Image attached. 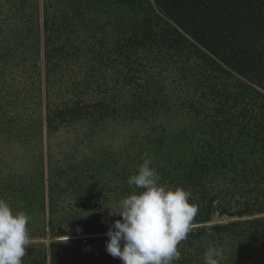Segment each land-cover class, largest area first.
Returning a JSON list of instances; mask_svg holds the SVG:
<instances>
[{"label": "trees", "instance_id": "obj_1", "mask_svg": "<svg viewBox=\"0 0 264 264\" xmlns=\"http://www.w3.org/2000/svg\"><path fill=\"white\" fill-rule=\"evenodd\" d=\"M38 139L0 192L47 240L22 264H122L146 157L199 206L173 264H264V0H0V146Z\"/></svg>", "mask_w": 264, "mask_h": 264}, {"label": "clouds", "instance_id": "obj_2", "mask_svg": "<svg viewBox=\"0 0 264 264\" xmlns=\"http://www.w3.org/2000/svg\"><path fill=\"white\" fill-rule=\"evenodd\" d=\"M151 164L146 157L128 178L130 187L142 191L120 201L119 211L112 215L122 220H115L106 232L105 250L122 264H173L179 260L178 245L187 238L199 211L197 204L189 202V191L159 183ZM29 220L25 211L14 213L0 198V264H22L30 240ZM219 255L215 248L209 249L206 264H219Z\"/></svg>", "mask_w": 264, "mask_h": 264}, {"label": "rangeland", "instance_id": "obj_3", "mask_svg": "<svg viewBox=\"0 0 264 264\" xmlns=\"http://www.w3.org/2000/svg\"><path fill=\"white\" fill-rule=\"evenodd\" d=\"M40 149L41 144L39 139L31 145H14L11 148L0 146V192L4 189L5 184L8 183V177H14L15 171L20 168L30 170L38 165L37 160L33 159V154L34 152L39 154ZM29 242L47 243V240L30 238Z\"/></svg>", "mask_w": 264, "mask_h": 264}]
</instances>
